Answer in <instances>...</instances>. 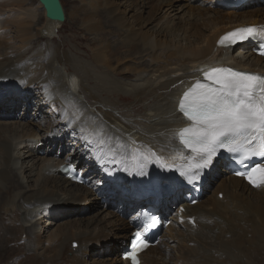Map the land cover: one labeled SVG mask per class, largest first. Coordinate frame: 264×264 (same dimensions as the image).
<instances>
[{
    "label": "bare ground",
    "instance_id": "1",
    "mask_svg": "<svg viewBox=\"0 0 264 264\" xmlns=\"http://www.w3.org/2000/svg\"><path fill=\"white\" fill-rule=\"evenodd\" d=\"M77 1L83 9L79 10L78 16L73 14L75 18L77 17L75 21L79 19L78 21L82 22L81 28L92 36L89 47L93 54L91 53L88 57L84 55L83 61H79L80 59H76L71 54L61 57L56 51L50 50L48 56L46 52L39 53L37 61L24 58L29 49H22L15 53L13 58L6 57L4 46H6L8 33L10 34L9 27L14 26L20 38L24 34L30 36L32 40L24 39L27 44L29 42L33 44L36 37L32 36V33L39 25L38 31L48 37L63 28L62 23L50 21L47 18L44 8L42 16L38 15L33 7L25 8V0L13 1L20 4L19 7L24 12L16 15L14 19L11 17L12 21L8 19L9 24H6V20L4 24H0V35H2L0 47L4 48H0V105L11 108H18L21 105L25 108L44 90L55 86L56 90L52 95L59 98L61 105L67 109L66 112L63 111L66 121L64 125L71 127L63 136L70 135L73 140L82 138L81 144L91 145L98 151L101 154L99 156L103 158L102 164L104 163L108 168H111L108 157L120 160L122 163L118 167L119 174L128 180L130 188L125 185L127 187L124 189L127 192L124 195H122L123 192L119 194L115 191L116 179L107 178L99 182L94 180L95 176L89 177L85 186L78 184L66 178L60 169L64 164H75L83 168L81 171L84 175L89 174L92 169L90 162H85L82 155L76 153L75 148L69 152L66 159L61 161L51 157L52 153H49V150H46L45 156L40 157L38 156L40 149L49 143L51 145L54 140L35 131L33 124L25 125L21 122L0 124V236L7 231L14 233L18 241L13 245L14 248H7L8 253L15 252V248H20L23 250L22 253H26L15 257L12 264H82L84 262L82 252L74 251L70 246L71 243L76 241L83 245L89 240L101 239L103 235H98L92 230L82 232L77 229L73 232L71 229L59 227V231L53 233L47 247L43 248L40 244L47 230L41 227L46 216L48 218L55 216L56 218L53 217L50 221L52 226H56L57 220L63 219L62 216L73 213L67 210V206H76L90 196L98 199L97 196L105 194L109 207L119 202L120 205L116 206L120 211L128 213L135 210L134 213L132 212L133 217L125 222L121 215L113 213V217L118 218L114 220L117 222L113 226L115 228L122 226L121 230L126 231L121 247L128 244L131 234L135 231L134 219L144 206L135 200L138 187L141 189L149 185L157 186L159 192L161 191L159 187L164 188L166 191H161L163 196L170 192V196H164L157 207L160 211L164 210L169 218L172 211L168 210V203L174 200L176 204L177 197L187 192L181 186L182 181L170 169L188 170L189 164L195 163L198 159L196 153L189 151L181 143L178 135L188 126L183 113L179 111L183 94L197 82H202L205 73L219 67L259 73L264 76V59L253 52L255 44L241 42L233 44L228 49L218 46L230 30L264 24V0H251L232 9H225L221 0H190L191 2L185 7L188 9V14L190 13L189 20L196 17L204 23L199 24L203 27L196 31L201 34L207 28L212 27V29L210 34L205 36L204 41L188 40L185 45L183 41L187 42L186 38L180 40L178 37L174 42L177 37L173 27L169 25L165 31L159 28L155 34L156 41L151 40L153 39L151 30L142 33L140 28H136L138 25L147 24L149 20L137 16L136 13L128 17L125 15L126 12L116 11L115 7L111 6V4L115 5L114 1ZM1 2L5 5H0V12H8L9 9L5 8L11 5V0H0V4ZM160 2L162 6L170 1L160 0ZM126 3L121 2L120 5L124 6ZM252 4L259 8L246 13L240 12V9ZM133 6L132 3L126 5L127 9ZM211 11L215 12V16L209 20L206 16L210 15ZM106 23H109V29H106ZM187 25L189 30L196 27V23L191 21H188ZM109 34L112 36L110 39ZM163 34L171 37V40L168 42L165 39V43H162L158 37H162ZM118 51L141 57L147 65L144 68L141 67L142 69L137 68L138 65L135 66V64L136 68L133 67L130 70L114 68L110 57ZM56 62L59 64L68 62L71 67L69 71H74V74L82 73V82H84L82 84H86L88 80L94 83L92 87L83 85L78 89L77 94L84 99V102L55 79ZM109 70H113L116 76L110 74ZM133 73L136 74L134 80L128 82ZM71 75H65L67 76L65 79L72 80ZM89 82H87L88 85H90ZM48 96L47 94L45 98ZM116 96L138 101L141 109L134 111L133 107L126 114L129 117H140L137 125L128 121L123 115L116 116L109 111L102 114V119L96 114L98 112L92 114L87 107L91 101L94 104L90 106L97 105L96 107L100 108L98 111H104L105 107L108 109L111 106L118 107V104L112 100V97ZM150 100H153L152 104ZM6 114L10 112L6 111ZM59 114L61 115V112ZM49 125L53 126L52 132L64 131V127L58 123ZM118 128L125 132H119ZM130 133H134L131 138L128 137ZM59 140L57 138L56 142ZM18 149L22 150V156L14 155ZM139 152L141 153L138 156ZM143 160L145 162L140 164ZM171 160L172 163L169 162ZM224 165L225 160L222 157L214 156L211 164L203 168L205 186L202 197L212 179L222 175L216 172L220 171ZM221 171L222 178L227 175L229 177L222 180L219 185L217 198L212 200L208 208L200 204L192 206L184 201L183 206L176 208L173 213L177 220L176 224L171 223L167 227L166 232L169 235L160 239L157 248L150 247L142 254L141 264L264 263L261 262L264 260V186L254 188L245 180L233 176L225 167ZM122 178L121 182H123ZM209 179L211 180L208 185ZM32 182L35 185L34 188L30 186ZM97 183H99L98 189L95 187ZM246 193H249V196ZM218 194H223L222 200L218 199ZM251 196L255 198L252 200ZM4 210L7 212L11 210L6 215L9 218L2 214ZM182 218L187 219L188 223L182 221ZM1 238L4 239V237ZM35 246L38 247L37 252L33 250ZM39 248L43 251L42 255L38 252ZM4 251H6L5 245L1 244L0 257ZM71 252L74 256L70 260ZM119 252L116 253L118 262L131 264L123 259Z\"/></svg>",
    "mask_w": 264,
    "mask_h": 264
},
{
    "label": "rangeland",
    "instance_id": "2",
    "mask_svg": "<svg viewBox=\"0 0 264 264\" xmlns=\"http://www.w3.org/2000/svg\"><path fill=\"white\" fill-rule=\"evenodd\" d=\"M13 1H18V0H11V3H10L11 5L9 4L10 6L8 8L4 7L5 9H9L8 12L7 11L6 12H0V24H4L5 20H6V24H9L8 19L9 20L11 19L10 21H12V18L14 19L16 17V15L18 16L19 13L24 12L19 7L20 4H17L16 2H13ZM25 1H26L25 8L30 9L31 7H33L34 10H36V12L38 13V15L43 16V7L40 5L38 0H28V1L25 0ZM60 1L62 3L64 12L66 15V21H65V23H62L63 28L58 29V31L56 33L57 35L54 34L51 37H48L45 35L43 36L42 33L38 31V28L40 26L39 25V26L34 28V31L32 33L33 34L32 36L36 37L33 40V44L30 42L27 44V42L24 39L32 40V38H30V36H27L24 34L22 36V38H23L22 39V38H20V35L19 34L17 35V33L15 32L14 26H13V28L9 27L10 28V34L8 33V36L6 38V46H4V47H6V55H7L6 57H10V58L12 57L13 58L15 53L20 52L22 49H29L28 52L25 53L26 55L24 56V58L26 59V57H27V59H30L33 61H37V59H38L37 57L39 56V53H41V52H43V53L46 52L45 54H46V56H48L49 50L51 52L56 51L57 54L61 57L64 56L65 54H71L76 59H80L79 61H83L84 55H86L87 57L89 55H91L92 52H91V48L89 46H90V40H91L92 36L90 33L85 32V30L83 28H81L82 22L78 21L79 19L77 21H75L77 19V17L75 18V16L76 15L78 16L79 10L83 9L82 5H80L79 1H77V0H60ZM111 1L115 2V5L113 6L111 4V6L113 8L115 7L116 11H119L121 13L126 12L125 15L128 17L133 16L134 13H136L137 16H142V17H145L146 19H148L149 22L147 24L142 25V26L138 25L136 28L137 29L140 28L142 33H145L148 30H151V34H152V38H153L151 40H153V41H156V36H155L156 31L159 28H162L165 31V30H167L166 27L168 25L170 27H173V29H174L173 32H174L175 36L177 37L174 40V42L178 39V37L180 40H182V38L187 39V42L183 41L184 45L186 43H188V40L196 41V40L201 39L202 41H204L205 36H208L211 32V29H212V27H210L211 29L207 28V30H204L203 33H201L203 35H201L199 32L196 31V29H200L201 27H203L200 25H202L204 23H203V20L200 21L199 18H196V17L195 18L192 17L189 20L188 16H190L189 15L190 13L188 14V9H185V7H187L188 3L191 2L190 0H169L170 1L169 3H166V5H162V6L160 5L161 4L160 0H111ZM150 1H152V3H150ZM121 2H122V4L127 2L126 5L132 3L134 5L133 6L134 9L132 7H131V9H127L128 7H126V5H124V6L120 5ZM0 5L3 6V5H5V3L1 2ZM206 7H208V6H206ZM254 8L255 9L259 8V6H255L252 4L246 8L240 9V12L246 13L247 11L252 10ZM131 10H133V11L131 12ZM4 14H6V15H4ZM12 15H14V16H12ZM214 16H215V12L211 11V14L207 15L206 18H209V20H210V18L212 19V17H214ZM209 20H206V21H209ZM188 21H191L192 23H196V25H195L196 27H194L192 30H189V26L187 25ZM106 25H107L106 29H109V27H110L109 23H106ZM263 25L264 24H258V25H253V26H263ZM156 26H158V27L155 28ZM245 27H249V26H244L242 28H245ZM236 29H238V28H236ZM230 31H232V30H230ZM152 32H154V33H152ZM197 34L200 36L198 37ZM37 35H39L38 37H41V38H38ZM109 35H110L109 36V39H110L112 36H111V34H109ZM1 36L2 35H0V37ZM170 38L171 37H166V34H163L162 37L161 36L158 37V39H160V41L162 43H165L166 40L169 42V40H171ZM26 47H28V48H26ZM0 48L4 49L2 47H0ZM8 52H9V54H7ZM113 56H114V58H113ZM77 57H79V58H77ZM127 57H129V58H127ZM110 59L112 60L111 61L112 67H114V68L118 67L120 70H130L134 67V64H135V66L138 65L137 68L140 67V69H142L141 67L144 68L147 65V63H145L143 61L144 60L143 58L138 57L132 53L124 52V51L123 52L118 51V53L117 52L113 53L112 57H110ZM140 62H143L144 64L140 63ZM55 67H56V71L54 73L55 79L58 82H60L62 86L64 85L63 87L68 89V91H70V93H71V91H73L72 94L77 95V97H79L77 93H79L78 89H80L81 86L85 85L86 87H92L94 85V83L93 84L90 83L89 80L87 82H89L90 85H88L87 82H86V84H82V83H84V82H82V73L74 74V71H72V70L69 71V69H71V67H70V64L68 62H66V63L62 62L60 64L56 62ZM134 68H136V67H134ZM63 73H65V74H63ZM109 73L115 74V72H113V70H109ZM67 74H72L71 76L73 77V79L72 80L65 79V77H67L65 75H67ZM133 74L127 80L128 82L134 80V76L136 74L135 73H133ZM115 76H116V74H115ZM125 79L126 78L124 77V80ZM65 81H66V83H65ZM67 83L68 84L70 83L69 84L70 87L68 86ZM75 89H76V91H75ZM55 90H56L55 86L52 87V89L48 88L47 90H44L41 95H38L35 99H33L25 108L22 107L21 105L18 108L17 107L11 108V107L6 106V105H0V124H9V123H16V122H21L22 124H25V125H27V123H28V125L33 124L32 127L35 131H38L39 133L44 134L45 136H48L51 140H54L56 142L57 138H59L60 139L59 142L55 143L54 141H52L54 144L51 143V145H50V143H49V144H47L46 147L41 148L40 149L41 151L38 152V156H40V157L45 156L46 150L47 151L49 150V153H52L51 157L59 159L61 161V160L66 159V157L69 155V152L72 151L73 148H75L77 150L76 153L80 156L82 155L83 160L85 162H90V164L92 166V169L89 172V174L85 175V178L87 180L89 179V177H92V176H95L94 180H99V182L104 181L107 178L108 179H116L115 182L117 184V188L115 189V191L118 192L119 194H122L120 192H123L122 195H124L127 192L124 188L127 186H128L127 188H130V185H128V180L125 178H122L119 174L118 167L121 166V163H122L120 160L116 159L115 157H111V159L108 157L110 164H111V168H108L107 166L104 165V163L102 164L103 158H101V156H99L101 154H99L98 151L94 150V148H92L91 145H87V144L84 145L83 143L81 144L80 141L82 138L73 140V138H71L70 135H68L66 137L63 136V134L68 133V131L70 130L71 127L64 125V123L66 121L64 120L65 118L63 117L64 116L63 111L66 112L67 109L65 108V106L61 105L59 98H57L55 95H52V93ZM2 93H4V92H2ZM46 93L49 95L48 98H45V96L47 95ZM121 97H123V98L121 99ZM112 98H113L112 100H114V102H116L118 104V107L110 105L111 107L109 109H108V107H105L104 111H98V109L100 110V108L96 107L97 105L91 107L90 104H94L93 101H91V103H89V104H87L86 102L85 103L87 104V107L92 114L95 112H98L96 114L101 116L102 119H103L102 114L105 111L106 112L109 111V113L111 112V114L116 115V116H122L123 115L128 121L137 125L138 122L140 121V117H129V116H126V114H127V111L131 110L133 107L135 109L134 111H138L139 109H141L140 105L138 104V101H135L132 98H128V97H124V96H116V97H112ZM79 99H81L84 102V99L82 97H79ZM117 100H119V101H117ZM152 101L153 100H150L149 102L152 104ZM166 102L168 103V101H166ZM6 111L10 112V114H6ZM11 111H15V112H11ZM143 111H145L144 108H143ZM143 111H140V112H143ZM59 112H61V115L59 114ZM67 117H68V115H67ZM104 121H105V119H104ZM52 123L60 124L61 126L64 127V131H61V132L53 131L52 132L53 126L49 125ZM112 127L114 128L116 126H112ZM120 129L121 128H118L119 132H125L124 130L122 131V129L121 130ZM76 133L77 132H75V134ZM131 135H134V133H130L128 135V137L131 138ZM84 142H85V140H84ZM21 151H22L21 149L16 150L14 152V155H16V156L21 155L22 156ZM140 153L141 152L138 153V156ZM97 155H98V157H97ZM144 162H145V160H143L140 164H143ZM169 162L172 163L173 161L171 160ZM51 163H53V161ZM224 167L226 168V165H224ZM224 167H222L221 170L222 169L224 170ZM79 168H80V170L83 169L81 167H79ZM221 170L216 172L218 174L222 173V175H220L219 178L214 177L212 179L211 183H210L211 179H209L208 185H209V183H210V185L208 186L204 197H202L200 199V201L196 204V206L198 204H200L201 206L208 208L210 206V204L212 203V200L217 198V193L219 191L218 190L219 185L221 184L222 180H226L229 177V175H227V177L222 178L223 172ZM121 178H122L123 182H121ZM98 184L99 183H97L95 186L97 189L99 187ZM125 185H127V186H125ZM30 186H31V188H34L35 185L32 182L30 184ZM181 186H182V184H181ZM140 190H141L140 187H138L136 189V193L140 192ZM159 190H161L163 192L166 191L164 188H161V187H159ZM169 193L170 192L165 193L164 196H170ZM183 194H180L177 197V201H176L177 203L176 204L174 203L175 202L174 200H171V202L168 203V210L172 211L169 215V218H168L166 212L164 210H161L162 214L167 216L166 219H170V222L173 224H176L175 222L177 220V218L175 219V215L173 214V213H175V209L183 206L182 205L184 203ZM223 194H218L219 200H222ZM104 195L102 194L100 196H97L98 199L92 198L93 196H90L89 199L83 201L82 203H80L76 206H72V207L67 206V208H68L67 210H70L73 213L66 215V216H62L63 219L57 220L58 224L56 226H52L51 225L52 221H50V219H52L55 216H51L49 218H48V216H46L44 219V223L42 224L41 228H43V230H47V232L45 233L44 238H43L40 245L43 246V248L47 247V245L49 244L50 238H52L53 233L55 234L59 231V229H58L59 227H63L64 229H71V231H73V232L77 231V229L81 230L82 232L92 230V231H94V233H96L98 235H103L102 238L89 240L88 242H86V244H83V245L81 243L79 244V242L74 241L70 245L74 251L79 250L80 252H82V256L84 259V262L82 264H120L118 262V256L116 255V253H118V251H120L119 252L120 256L123 255V252L127 248L128 244H126V246H124V247L123 246L121 247V243L125 240L124 237L126 235L125 234L126 231L121 230L122 226H119L118 228H115L113 226V225H115L114 223L117 222L114 220L118 219L117 217H116L117 219L113 217L114 216L113 213L114 214L117 213V214L121 215L123 222H125L126 220H128L130 218V215H132V212L134 213L135 210H132L131 212H128V213H124V212L120 211L119 208L116 206L117 204L120 205L119 202H115V203H113V205L111 207H109L107 199H105ZM246 195L249 196V193L248 194L246 193ZM162 196H163V193H162ZM162 196H160V197H162ZM251 197H252L251 198L252 200H253V198H255L254 196H251ZM162 199L163 198H161V200ZM135 200L137 202H141L144 205L143 208L148 205L147 202L139 201L137 199H135ZM258 205H260V204H258ZM10 212H11V210H10ZM10 212H7L6 210H4V211H2V214L4 216H6ZM6 217H8V216H6ZM182 219H183L182 221L187 222V219H184V218H182ZM6 221H7V219H6ZM191 225H192V223H191ZM50 228H52V229L49 231L48 229H50ZM166 230H167V228H164V230L162 231V233L160 235V239L162 237H164L165 235L166 236L169 235V233H167ZM216 232H218V230H216ZM23 235L25 236L26 234L24 233ZM1 237H4V239H2ZM8 237H9V239H8ZM17 239H18V237H16L14 235V233H10L8 231L6 233H4L2 236H0V245L3 244V245H5V248H6V251L2 252V256L0 257V264H3V263L12 264V261L14 260L15 257H17L18 255L26 254V253H22L23 250L20 248L19 249L15 248L16 249L15 252L8 253L7 248H14L13 245L17 244V241H18ZM119 247H121V248L119 249ZM37 248L38 247L35 246L33 248V250L35 252H37ZM156 248H157V246H156ZM38 252L41 255L43 253L42 249L38 250ZM73 256L74 255H72V252H71V254H69L70 260L73 258ZM29 259H31V258H29ZM4 261H6V262H4ZM261 262H264V260ZM18 264H20V263H18ZM262 264H264V263H262Z\"/></svg>",
    "mask_w": 264,
    "mask_h": 264
},
{
    "label": "snow or ice",
    "instance_id": "3",
    "mask_svg": "<svg viewBox=\"0 0 264 264\" xmlns=\"http://www.w3.org/2000/svg\"><path fill=\"white\" fill-rule=\"evenodd\" d=\"M256 32L251 27L238 29L224 36L221 43L236 37L243 40ZM260 54L264 55V50ZM204 79L210 83L197 82L183 94L179 104V111L190 122L179 132L180 141L198 155L189 168L207 167L220 149L237 157L241 165L249 157L264 156V77L217 68L205 73ZM254 173H259V183ZM198 175L199 172L192 173L190 182ZM247 177L255 187L264 185V165L253 168ZM137 241L146 246L141 234L136 233L129 253L133 264H138Z\"/></svg>",
    "mask_w": 264,
    "mask_h": 264
},
{
    "label": "water",
    "instance_id": "4",
    "mask_svg": "<svg viewBox=\"0 0 264 264\" xmlns=\"http://www.w3.org/2000/svg\"><path fill=\"white\" fill-rule=\"evenodd\" d=\"M50 21L65 22V12L60 0H38Z\"/></svg>",
    "mask_w": 264,
    "mask_h": 264
}]
</instances>
